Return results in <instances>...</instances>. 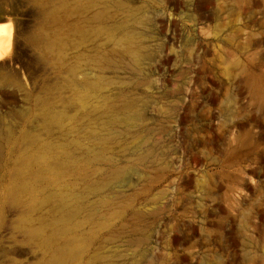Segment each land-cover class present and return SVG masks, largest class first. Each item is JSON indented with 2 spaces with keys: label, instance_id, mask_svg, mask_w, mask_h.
<instances>
[{
  "label": "rangeland",
  "instance_id": "rangeland-1",
  "mask_svg": "<svg viewBox=\"0 0 264 264\" xmlns=\"http://www.w3.org/2000/svg\"><path fill=\"white\" fill-rule=\"evenodd\" d=\"M0 15V264H264V0Z\"/></svg>",
  "mask_w": 264,
  "mask_h": 264
},
{
  "label": "bare ground",
  "instance_id": "bare-ground-1",
  "mask_svg": "<svg viewBox=\"0 0 264 264\" xmlns=\"http://www.w3.org/2000/svg\"><path fill=\"white\" fill-rule=\"evenodd\" d=\"M2 19H4V17L3 16H1L0 15V21L2 20ZM9 30V27H8V25L7 24H5V23H1L0 24V44H2L3 43V41L5 40V39H8V31ZM136 61V60H135ZM119 63H124L122 60H120L119 61ZM129 66V68H131L135 73H137L138 72V70L136 69V64H135V62L134 61H130V63L129 64H127V67ZM49 106V104H46L45 105V107L47 108ZM114 173V172H113ZM119 176V173L117 172V173H115V174H113V177L114 178H117ZM68 254V252L66 251V252H64V254L63 255H67Z\"/></svg>",
  "mask_w": 264,
  "mask_h": 264
},
{
  "label": "clouds",
  "instance_id": "clouds-1",
  "mask_svg": "<svg viewBox=\"0 0 264 264\" xmlns=\"http://www.w3.org/2000/svg\"><path fill=\"white\" fill-rule=\"evenodd\" d=\"M11 51L10 43V33L8 34V39H5L2 44H0V56H6Z\"/></svg>",
  "mask_w": 264,
  "mask_h": 264
}]
</instances>
